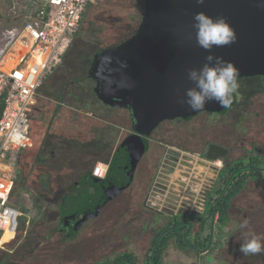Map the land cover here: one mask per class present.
I'll return each mask as SVG.
<instances>
[{"label": "water", "instance_id": "1", "mask_svg": "<svg viewBox=\"0 0 264 264\" xmlns=\"http://www.w3.org/2000/svg\"><path fill=\"white\" fill-rule=\"evenodd\" d=\"M201 11L225 17L236 33L235 43L212 49V54L233 61L239 70V88L231 106L236 104L243 77L264 75V0H204L203 4L196 0H143L142 17L134 33L98 49L88 68L94 101L113 113L128 110L139 147L116 177L66 218L60 229L64 237L77 236L87 221L97 218L109 202L131 186L139 159L147 150L145 137L161 122L200 115L212 119L231 107L209 102L203 110L193 112L178 103L194 86L188 70L202 67L210 54L196 45L192 28L194 14ZM6 94L0 95V118ZM210 146L221 155L227 150L217 144ZM208 157L219 159V155Z\"/></svg>", "mask_w": 264, "mask_h": 264}, {"label": "rangeland", "instance_id": "2", "mask_svg": "<svg viewBox=\"0 0 264 264\" xmlns=\"http://www.w3.org/2000/svg\"><path fill=\"white\" fill-rule=\"evenodd\" d=\"M136 3L141 4L142 0H94L88 6L78 32L73 37L72 43L76 36L81 38V41H78V44L74 45L73 53L77 50V46L80 43L82 44L80 47L82 46L85 51L89 49L97 50V48L114 45L117 44V42L119 43V40L134 29V26L139 23V19L142 16V12H140L138 6L135 5ZM25 4L26 0H0V25L3 23L5 27H7L6 29H8L22 24L23 19L19 16L20 20L18 24L10 25L13 22L12 20H14H10V17L13 15H20ZM138 14L141 15L139 18L137 17ZM84 84H86V82ZM239 101L240 104L237 110L228 111L226 116L222 115L217 118L211 124L213 127L206 124V119L208 117L206 118V115H203L202 117L194 118L192 121L188 122L174 121L167 123L163 127L164 131L162 132L163 136H161V139L160 137L158 138V133L155 135H157L158 140L167 144L166 140L163 138H172V136L179 134L178 137L180 141H182L183 135L185 136L186 133H190L191 135L199 134L209 139H219L220 141L229 142L234 149L232 155L236 157H240L242 154H246L247 156L254 155L256 152L262 154L264 153V81H262V83L256 80L244 81L243 91L239 95ZM104 116L107 115L104 114ZM213 118L207 120L212 121ZM211 128H213L212 131H210ZM124 129L125 127H123L122 136L126 134ZM185 138L186 136L184 139ZM256 138L262 140V149L257 146L258 144L254 141ZM172 140H174V138ZM255 146L258 147L257 150ZM162 147L165 148L164 145H162ZM22 151H20V153ZM161 151H158L160 157L154 164H149L146 173L147 178H144L143 181L141 177H138L132 189L128 190V193L121 196L112 207L107 209L106 214L112 213L108 215L109 218L104 220L99 219L98 221L94 219L89 220L83 225L80 232L82 237L91 238L93 235H96V233L102 236L99 243L102 247L99 248V252L106 253L107 249L105 248L114 241H117L119 246L125 241H130L128 249L135 252L141 249L139 250L140 253H138L140 255V264H142L141 260L144 258L143 254L146 252L145 249L153 233L151 232L150 226H147V222H149V224L152 223L151 227L156 221L159 223L160 220L155 216L156 214L169 212L177 213L180 209H183L182 213L186 212L187 215L194 213L202 214L205 210L204 201L208 200L210 196L212 200L218 197V195L206 191L212 183L209 180L213 181V179L218 176L219 168L214 170L210 167H204V165L199 163V156L196 153L190 154L185 151H179L177 153L168 146L163 152ZM158 154L154 155L157 156ZM201 158L204 159L203 157ZM23 160L26 162L25 158ZM217 161L221 160L218 159ZM216 164L219 167L221 166L219 162ZM17 171L16 164V174ZM20 171L24 173L22 169ZM25 171L24 175L28 174L30 176L31 169ZM21 183L22 181L19 184ZM26 184L29 187L34 186L33 183L27 182L24 184L25 187H23L22 190H16L18 193L16 197H18V199L15 203L22 212L18 219V228L22 222L25 223L22 237L19 236L17 229L16 239L13 242L7 243L5 246L1 244L0 248L7 250L8 245L15 244L16 249L19 248L21 250L23 249L21 244L31 245L36 241L39 235L37 229L43 217L39 214L43 213V211L38 209L35 200L40 203V190H35V192H37L34 193L26 187ZM50 186L51 184L48 185V181H45V185L41 186L47 189L46 194L48 195H50L53 189L55 190V188H53L54 185L51 188ZM216 186L221 187L220 177H218ZM36 187L37 189L40 188V186L37 185ZM159 189H161V191ZM144 192H148V197L146 199L142 196ZM151 196L159 197L156 204L153 205L154 208L151 210L152 216L139 207L140 201L141 203L143 201H149L153 198ZM155 200L156 199H154V201ZM48 204L50 203L48 202L47 205ZM47 205L45 204L46 207ZM258 211L259 210H239V214L246 212L245 216H238L237 222L229 219V227L231 228L235 226V224L242 223L244 220H247L250 225V220H257L259 216V214H257ZM262 217L264 218V214ZM215 218L218 219V215H216ZM28 231H30V233H28ZM215 232L217 234L214 235V238L221 236V232H217L216 228ZM220 239L222 241L223 236L220 237ZM97 254L99 253L97 252Z\"/></svg>", "mask_w": 264, "mask_h": 264}, {"label": "trees", "instance_id": "3", "mask_svg": "<svg viewBox=\"0 0 264 264\" xmlns=\"http://www.w3.org/2000/svg\"><path fill=\"white\" fill-rule=\"evenodd\" d=\"M139 4L140 3H136L135 5L138 6L140 12L143 13V3H141L140 5ZM140 16L141 15L139 14L137 15L138 18ZM141 17L139 19V22L141 20ZM138 25L139 23L134 26V29H132L131 32H129L125 37L119 40V42L123 41L131 34H133ZM65 64L70 67L69 61L65 62ZM253 79L262 83V81H264V75H258V77H255ZM85 82L86 84H84ZM75 83H83L85 85L82 90L84 95H82L83 100L89 101L91 104L96 103V101H94L93 99L92 93V78L89 76L87 71H84L83 69L79 72L78 75H75L73 74V72L68 70L64 88L67 90L77 89L76 87H73ZM241 91H243V86ZM240 93L237 96L235 106L231 110H237L240 104ZM103 107L105 108V106ZM231 110L228 109L227 111ZM120 112H122V118L128 117L126 123L131 125L128 110L121 109L118 114L116 113L118 117H120ZM107 113L110 114L109 116L113 117V112ZM227 113L217 115L212 121L206 119V124L210 127H213L211 125L212 122L222 115L226 116ZM94 115L97 116L95 111L93 113V116L89 117V122H86V130L89 137V149L91 152L90 154H93V152L96 151L97 147L101 146L103 140L101 138L102 129L100 128L98 121L94 118ZM117 116L116 118H118ZM194 118H198V116L191 118V120L189 119V121H192ZM108 120H110V118H108ZM171 121L172 120H167L161 122V125L159 124L161 127L158 128V131H155V134L158 133V137H160V139L161 136H163L162 132L164 131V125H166L167 123H171ZM172 122H174V120ZM182 122L188 121L183 120ZM212 129L213 128H211L210 131H212ZM135 137L136 134L134 132H130L124 135L119 145L115 149L111 160L106 161L108 162V170L105 177L101 178L94 175L92 172L93 166L91 165L87 169L81 168L82 171L77 170V176L73 179H70L69 177H59V179L52 180V177H50L49 175H47V177L45 176L46 173L44 171V168L48 169L49 166L47 165L49 163H45V165L39 160V147L41 146L40 144L38 146L34 144V142L36 143V141L34 136H32L33 145L25 148L23 150L25 152L22 151L16 160L17 169L19 171H17L15 177L11 195V203L15 205L18 199V197H16V195L18 194L16 190H22V188L25 187L24 184L27 182L33 183V187H29L26 184V187H28V189H30L32 192L36 193L37 191L35 192V190H40L39 194L41 195L40 198L42 202L40 201L39 203V201L35 200L34 198L35 204L38 209L40 211H43V213L39 214L40 216H43L42 220L39 222V228L37 229V233L39 235L33 244H21V246H23V249L20 250L19 248H14L12 252H8L9 254L5 252L4 254H1L0 258H3V262H8V264H13L12 261H22L23 264H30L31 262H35V264H140L139 250L141 249H138L136 252L128 249L130 241L123 242L121 246L118 245L117 241H114L105 248L107 249L106 253H102L99 252V248L102 247L99 244L102 236H99L98 233H96V235H93L91 238H86L80 235V231L77 236L66 238L60 231L66 218L70 214H72L73 211H75L80 205L87 201L95 192H98L104 183H107L114 177H116L120 173L121 169H123L124 166L129 163V160H131L136 155L139 146ZM145 138L147 142V152L149 149V140L148 137ZM255 149L257 150L258 147L255 146ZM145 153L143 154L141 159H139L137 168L144 160ZM259 155V152H256V154L254 155H249L252 160H249L250 162H248L247 155L242 154L233 162H230L228 166H226L225 163V167L221 171L222 180L224 181V187L222 190H218L217 200L212 202V204H208L207 209L202 214L194 213L191 215H186L182 218L178 213H155V216L160 221L158 224L155 223L156 225H153L152 227V223L149 224V222H147V226H150L151 232L153 233L151 234L152 237L150 236L151 239L145 249L146 252H144L143 254L144 258L143 260H141L142 264H165L166 250H171L172 252H174V248L178 249L190 246L193 247L197 252H201L199 251L200 248L209 246V244L211 243L210 239H212V233L210 235H204L206 229L208 227H211L210 225L206 226V222H208L210 218L213 219L214 215L217 213L219 226L223 231V228L227 224L226 222L230 217V200L236 195L239 190L242 189L243 185L248 180V178H250V176H253V180H257L259 176H261L256 175L257 173H255L256 170L261 169L257 166L262 165L261 163H263L264 160V157L262 158V156ZM24 158L26 162H24ZM51 168H53L52 165ZM21 169L24 171V173L20 171ZM30 169V176L28 174L24 175L26 172L25 170ZM244 169H248V174H244L238 177L237 174L239 173V171ZM146 173L144 175L145 178H147ZM229 174H233V176L229 178ZM235 178L236 181L234 183L233 180ZM21 181L22 183L19 184ZM45 181H48V185L51 184L50 188L53 185H56V187L53 186V188H55V191L53 189L50 195L46 194L47 189L41 187L45 185ZM36 185L40 186V188L37 189ZM117 200H119V198L109 202L107 206L102 210L100 215L94 220L98 221L99 219L104 220L109 218L108 215L112 213L106 214V211L107 209L112 207V205ZM48 202L50 204L47 205ZM45 204L47 205V207L45 206ZM142 210L145 211L144 209ZM196 221L199 222L198 230L194 228ZM24 229L25 223L22 222L18 228L20 237H22V231ZM28 233H30V231H28ZM13 237L14 232L10 227L9 230L5 231V233L1 236V243L4 244L9 242L13 239ZM14 245L11 246V250ZM97 252L100 255L97 254ZM189 260L192 261L193 259L190 258ZM200 260L201 262H203L201 258H199V261ZM24 261H27V263H25ZM187 264L194 263H189L188 261Z\"/></svg>", "mask_w": 264, "mask_h": 264}, {"label": "built area", "instance_id": "4", "mask_svg": "<svg viewBox=\"0 0 264 264\" xmlns=\"http://www.w3.org/2000/svg\"><path fill=\"white\" fill-rule=\"evenodd\" d=\"M93 1L26 0L20 14L22 24L4 32L0 52V95L4 91L7 94L0 118V235L11 227L14 232L11 241L16 239L18 219L22 214L11 203L16 160L20 151L33 144L32 112L39 88L62 64ZM107 170L108 163L98 162L92 172L103 178Z\"/></svg>", "mask_w": 264, "mask_h": 264}, {"label": "flooded vegetation", "instance_id": "5", "mask_svg": "<svg viewBox=\"0 0 264 264\" xmlns=\"http://www.w3.org/2000/svg\"><path fill=\"white\" fill-rule=\"evenodd\" d=\"M142 3H143V0H142ZM142 8H143V6H142ZM78 41H81V38L76 36L74 38L72 45H70L71 47H69L68 52L65 54L63 61H62V64L69 61L70 67L68 66V68L75 75H78L79 72L83 69H84V71L88 72V67H89L90 62L93 58V55L95 54V52L98 49H100V48H97V50L92 49V50H86L85 51V50H83L82 46L80 47V45H82L80 43L77 46V50L73 53V50H74L73 47H74V45L78 44ZM255 77H258V75L250 76V77H243L241 79V90H242V86H243L244 81L255 80V79H253ZM92 84H93V79H92ZM78 86L81 89L79 90V88H78L77 90L79 91L80 95L82 96L83 95L82 90H83V87L85 85L83 83H79ZM240 92H242V91H240ZM85 102H87V101H85ZM234 106L235 105L231 106L229 108V110H231ZM227 110L224 113H220V114L227 113L228 112ZM125 113H126V111H125ZM220 114H217V115H220ZM217 115H215L214 118ZM202 116L203 115H200L198 117H202ZM205 117L207 118V116H205ZM127 119H128V117L122 118V124L125 126L124 130L126 131V134H128L130 132L136 133L132 129V126L130 124L126 123ZM174 121H183V119L182 120L181 119H178V120L174 119ZM185 121H189V120H185ZM160 125L158 127H156V129H154L149 136H146V137H148V140H149V149L145 153L144 160L136 169L134 180H133L131 186H129L122 194L117 196L114 200L125 195L128 190H131L138 177H141L144 181V178H145L144 175L148 171L149 164H154V162L160 157L158 154V151L162 150L161 152H163V150L166 149L167 146L172 148V150L174 152H177V153L179 151H185V152H188L190 154L196 153L199 156V163L201 165H204V167H210L214 170L219 168L218 176L215 177L213 179V181L209 180L213 184L211 183L209 185L210 187L206 191L208 193L218 195V193H217L218 190L219 189L222 190L224 187L223 186L224 181L222 180L221 171L225 167V163H226V166H228L230 162H233L236 158H238V157L232 155V153L234 151L232 144H230L229 142H225L223 140L220 141L219 139H209L208 137H203V135H199V134H192L191 135L190 133L185 134V136H186L185 139H184L185 136L183 135L182 141H180V139L178 137L179 134L172 136V138H163L164 140H166V142H167V144H166V143L158 140L159 137L157 138V135H155V131H158V128L161 127ZM123 137L124 136H122V138ZM173 138H174V140H172ZM254 141H256V143L258 144L257 146H259L260 148L262 147V144H261L262 140L260 138H256V139H254ZM211 144L221 145L227 150L225 151V153L223 155H221L220 154L221 151H219L218 149H215V148H211V146H210ZM162 145H164L165 148L162 147ZM154 154H158V155L156 156ZM208 154L209 155H219V159L221 160V162H220L221 166L219 167L216 164V163H218L217 160L209 158ZM259 156H262V158H263L264 153L260 154ZM153 157H155V158H153ZM201 157H203L204 159H202ZM247 159H248V162H250L249 160H252V158H250V156H247ZM169 161L172 162L171 160H169ZM261 164L262 165L257 166V167H260L261 169H258L255 171V173H257L256 175H261V176H259V178L257 180H253V176H250V178H248V180L243 185L242 189L239 190L236 193V195L230 200V204H229V210H230L229 219H231V221L237 222L238 216H240V217L245 216L246 212L239 214V210H246V211L247 210H251V211L259 210L257 212V214H259V216L257 217V220L251 221L249 218L250 225L248 224L247 228L242 229L240 227L241 223L235 224V226L230 228L229 227L230 220L228 219V221L226 222L227 224L224 226L223 231H222L220 226L218 227L219 219L215 218L216 215H218L216 213L214 215V218L213 219L210 218L208 220V222H206V224H205L206 226L207 225L211 226L210 228L208 227L204 233V235H210L212 233V239H210L211 243L209 244V246L204 247V248H200L199 251H201V252H197L193 247H190V246H187L184 248H178L177 250L179 253H182L186 256H190V255H194V257L200 256V257H202L201 259L203 260L202 264H264V252H261L259 254H255V255H247L246 256L239 251L240 244L243 243L244 240L246 239V234L255 233L256 235L264 236V218L262 217V215L264 214V160H263V163H261ZM237 173H238V171H237ZM244 174H248V169H246V170L244 169V170L239 171L237 176L239 177V176L244 175ZM232 176H233V174H229V178ZM218 177H220L221 187L216 186ZM54 178L56 179V177H54ZM233 181L235 183L236 178ZM159 190L161 191V189H159ZM145 191H146V188H145ZM142 196H144V198L146 199L148 197V192H144L142 194ZM151 197H153V198H151ZM151 197H150L151 199L149 200L150 203H149V201H146V202L143 201L142 203L140 201L139 207H140V209H144L145 211H147L152 216L151 210L154 208L153 205L156 204V201L159 199V197L158 196L157 197L151 196ZM217 198L218 197H216V198H214V200H212V197L210 196L208 200L204 201L205 202V210L207 209L208 204H212V202L216 201ZM154 199H156V200L154 201ZM165 208H167V207H165ZM183 208H186V207H183ZM182 210L183 209H180V211L177 213L183 218L187 215V213L186 212H184L185 214L182 213ZM177 213H174V214H177ZM198 221H196V223L194 225V228L197 230L199 229V222ZM155 223H157V221ZM154 225H156V224H154ZM217 227H218V229H217ZM215 228H216L217 232L218 231L221 232L220 237L223 236L222 241L220 240V237L214 238V235L217 234L215 232ZM151 237H152V235H151Z\"/></svg>", "mask_w": 264, "mask_h": 264}, {"label": "crops", "instance_id": "6", "mask_svg": "<svg viewBox=\"0 0 264 264\" xmlns=\"http://www.w3.org/2000/svg\"><path fill=\"white\" fill-rule=\"evenodd\" d=\"M13 16V18L10 17V20L14 19L10 25H17L20 15ZM6 28L5 24L2 23L0 25V52L3 47ZM68 70V66L63 63L48 75L39 88L37 103L32 112L31 133L36 141L34 144L37 146L40 144L41 146L39 147V160L44 164L49 163L47 165L49 166L48 169L44 168L45 176L49 175L53 179H55L54 177L56 179H59V177L73 179L77 176V170L82 171L81 168L87 169L91 165L94 167L98 162L110 161L115 149L122 140V130L125 127L122 124V112H120V117H118V112L112 113L97 103L85 102L86 100H83L77 90L78 88L80 90L79 83L73 85L77 89H65L64 83ZM94 111L97 115H94V118L102 129L101 138L103 140L101 146L97 147L93 154H90L86 122H89V117L93 116ZM107 112L112 113L113 117L109 116L110 114ZM104 114L107 116H104ZM51 165L53 168H51ZM54 186L56 187V185ZM1 244L3 246L7 245V243L3 244L0 241ZM12 245L14 244L8 245L7 250L0 248V255L4 254V252L7 254H9V251L12 252L16 248V245H14L11 250ZM173 251L166 250L165 264H187L188 261L194 264L202 263L201 260L199 261V258H202L200 256H186L179 253L176 248ZM190 258L193 260L190 261ZM24 262L27 263V261ZM12 263L23 264L22 261H12ZM32 263L35 264V262L30 264ZM0 264H8V262H3V258H0Z\"/></svg>", "mask_w": 264, "mask_h": 264}, {"label": "clouds", "instance_id": "7", "mask_svg": "<svg viewBox=\"0 0 264 264\" xmlns=\"http://www.w3.org/2000/svg\"><path fill=\"white\" fill-rule=\"evenodd\" d=\"M196 2L203 4L204 0ZM192 28L195 31L196 45L210 54L202 67L188 70V79L194 86L186 90L178 103L186 105L187 109L193 112L203 110L209 102H215L221 107H230L233 94L239 88V70L233 61L212 54V49L235 43V30L225 17H212L202 11L194 14ZM122 66L127 67V63L122 62ZM240 227L247 228L248 221L244 220ZM239 251L246 256L264 252V236L246 234Z\"/></svg>", "mask_w": 264, "mask_h": 264}, {"label": "bare ground", "instance_id": "8", "mask_svg": "<svg viewBox=\"0 0 264 264\" xmlns=\"http://www.w3.org/2000/svg\"><path fill=\"white\" fill-rule=\"evenodd\" d=\"M9 230V228L6 229V231Z\"/></svg>", "mask_w": 264, "mask_h": 264}]
</instances>
